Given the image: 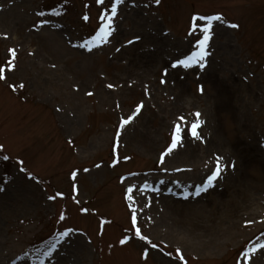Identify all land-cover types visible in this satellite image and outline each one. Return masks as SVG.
Listing matches in <instances>:
<instances>
[{"label":"rangeland","instance_id":"1","mask_svg":"<svg viewBox=\"0 0 264 264\" xmlns=\"http://www.w3.org/2000/svg\"><path fill=\"white\" fill-rule=\"evenodd\" d=\"M111 2L0 0V264H264V0Z\"/></svg>","mask_w":264,"mask_h":264},{"label":"snow or ice","instance_id":"2","mask_svg":"<svg viewBox=\"0 0 264 264\" xmlns=\"http://www.w3.org/2000/svg\"><path fill=\"white\" fill-rule=\"evenodd\" d=\"M104 0H98V3L103 4ZM124 2V0H114V2H111V8H110V12L111 15L107 17L109 23L104 24L103 26L100 27L99 29V33L98 35L95 37V40H105L106 38L111 35V32L114 30L111 28V20L113 17H115L117 15V6L122 4ZM156 4L160 3V0H155ZM84 19H88L87 16L84 17ZM101 19H104V17L102 16ZM194 20H199V21H204L205 25L202 26V38H198L197 41V47H198V51L193 52L191 55L187 56L184 59H180L177 61L176 64H173V67H176L177 64L182 65L185 68H189L191 66H193L194 64H199V66L201 68H203L205 65L202 63L205 59V56L207 55L205 49L206 46L209 42V40L211 39V26H212V22L213 21H221L223 18L221 15H211V16H198V17H194ZM230 27L232 28H237L238 25L236 24H231ZM193 32H195V28H193ZM193 32H190L189 35H192ZM137 40L139 39V37L136 38ZM95 40L93 41H88L86 42V44L81 45L82 47H87L88 45L92 44L95 42ZM133 41H129V43H132ZM119 50V49H117ZM12 56L13 58H15L16 53L15 50H12ZM9 63H11V61H9ZM14 67V66H13ZM166 74V73H165ZM164 82V81H162ZM21 87H23V85H21ZM109 88L113 87V85L109 84L108 85ZM203 89L201 88V91ZM88 95H92L91 92L88 93ZM142 107V106H141ZM139 108H137V113L139 112ZM200 113H195V117H199ZM135 117H131L129 119H126L124 121V124L130 123L131 119H134ZM179 120L181 122H183L184 127L181 126V123H177L174 127L173 133H172V138H171V144L170 146L167 148L166 152L164 154H162L161 156V162H163L164 156H167L168 154L172 153L174 149L177 148L178 145H182L183 143V137H182V133L185 131V128L188 127V121L184 118V117H180ZM200 127V121L198 119H196L195 121H193L190 125V128L188 129L189 133L191 136H193L196 139H201L197 129ZM0 148H2V146H0ZM5 160L8 159L7 156L3 157ZM221 157H216V166H215V170L207 177L206 181L202 183V185L200 187H198L197 190V194H199L201 191H207L209 188L214 186V182L218 179V177H220L221 173L225 170V167H222L221 165ZM20 164H23V161H20ZM97 167H99V165H97ZM233 167H235V165H233ZM21 171H26V169L21 168ZM85 171H88V169H85ZM76 173H73V178H75ZM128 192L132 191V188H128L127 189ZM59 195V194H58ZM50 199H54V197H50ZM128 200H133V196L132 195H128L127 196ZM61 219H64L63 215L60 217ZM137 222V218L135 215V210H133V214H132V224L133 226L136 225ZM71 230L68 231H64L61 233V237H68L70 234ZM135 232L136 235L140 237L141 240H145L147 241L149 244H152L151 240L148 239V237L146 236H142L140 235V229L138 227L135 228ZM126 241L125 240H121L120 243L124 244ZM152 247H156L155 244H152ZM264 247V246H262ZM179 251V250H177ZM147 257V252H145V258ZM180 259H183V256H180Z\"/></svg>","mask_w":264,"mask_h":264}]
</instances>
